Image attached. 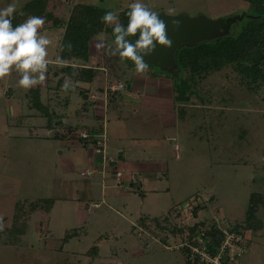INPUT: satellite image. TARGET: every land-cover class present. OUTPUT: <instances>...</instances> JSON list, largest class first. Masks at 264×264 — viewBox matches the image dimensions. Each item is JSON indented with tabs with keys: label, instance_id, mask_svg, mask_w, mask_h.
Instances as JSON below:
<instances>
[{
	"label": "rangeland",
	"instance_id": "rangeland-1",
	"mask_svg": "<svg viewBox=\"0 0 264 264\" xmlns=\"http://www.w3.org/2000/svg\"><path fill=\"white\" fill-rule=\"evenodd\" d=\"M28 1L0 0V8L15 2V17ZM78 1L110 7L119 16L135 2L62 0L57 14L68 16ZM141 2L167 15L174 9L173 15L203 14L212 19L249 10L243 0ZM41 31L55 42L49 47V58L54 59L64 29L45 27ZM103 33L111 44L112 36ZM96 60L102 64V54ZM104 60L108 74L99 70L91 83V95L104 86L107 75L109 83L120 79L131 84L135 78L141 83L142 76L131 61L107 55ZM149 70L168 75L157 66ZM18 79L13 72L0 80V218L3 225H10L18 200L52 199L53 206L48 214L41 208L35 210L22 234L12 237V243H0V264H187L182 251L174 248V239H169L171 248L160 240L171 225H165L169 231L162 233L152 225L147 230L139 221L144 216L159 217L197 193L209 204L201 217L218 211L226 223L248 219L257 225L254 234L247 229L252 240L240 264H264V83L253 91L225 66L201 80L191 96L180 89L172 92V100L154 99L160 103L158 108L142 107L139 98L119 109L112 105L109 119L103 111L100 120L106 119L104 156L95 151L94 143L78 137V131L95 122L76 116L84 101L80 86L63 92L62 84L56 86L52 69L39 88L22 89ZM38 90L41 108L34 104ZM134 109L138 111L131 112ZM93 111L91 106L90 114ZM59 120L64 127H54L59 135L52 136L49 126ZM119 147L124 155L120 156ZM113 165L122 170L120 183L111 171ZM83 171L89 173L82 175ZM253 193L263 199L249 216ZM67 229L76 233L64 240ZM101 236L99 256L87 255Z\"/></svg>",
	"mask_w": 264,
	"mask_h": 264
},
{
	"label": "trees",
	"instance_id": "trees-1",
	"mask_svg": "<svg viewBox=\"0 0 264 264\" xmlns=\"http://www.w3.org/2000/svg\"><path fill=\"white\" fill-rule=\"evenodd\" d=\"M61 1L62 0H29L24 7H22L21 11L15 15L13 25L15 26L23 22L28 15H36L46 19L44 28H63L64 33L60 44L67 45L70 42L72 44V50L68 51L65 48V50L61 52L58 47L57 54L67 60L68 65L57 67L51 64L49 65L48 72L52 69L57 87L64 83L66 74L69 75V77L73 75L71 79H74L73 81L75 82L78 80L93 82L100 69H98V62H93V64L88 65L90 62V44L93 38L101 32L110 34L114 40L112 28L105 26L101 22V17L106 11L114 10L99 4L78 1L72 4L68 16H60L57 14V11ZM243 1L249 4V10L245 12V16L242 20H238L232 25L228 34L211 40L200 41L195 44L183 43L178 47L175 54L177 68L173 70L166 69L168 72L167 76H162L155 70H149L147 74L151 77H159L160 83L169 85L172 92H174V90L183 89L184 92H189L191 96L193 95L192 90L194 88L197 89L196 85H200L201 80L221 70L225 66H230L248 88L253 91L258 90L264 83V0ZM127 11L128 9L121 11L119 16L121 23L125 24V26L127 24ZM21 12H23L24 15H20ZM137 38L138 34L137 37H131L130 39L134 42ZM104 58L105 55H103V61L105 62ZM131 66L135 67L132 62ZM150 66L156 67V65L149 63V67ZM121 82H123L124 87L126 84H130L128 80ZM130 82H132V79ZM37 88L39 87L37 86ZM100 89L103 94V88L101 87ZM80 91L84 98L81 106L87 109L88 106H92L94 102L92 99H89L88 90L81 89ZM39 95V90L37 93H34V104L36 105L38 103L40 107ZM190 96L189 99H191ZM66 100L65 102L69 103V99ZM58 126L64 127L60 120L57 122L56 127ZM51 127L54 126L50 125L49 129ZM101 129L102 123H98L96 126L87 129V131L90 132V136L86 138L87 143L90 142L95 145L97 138L94 135L99 133ZM71 134L73 135L72 132L69 133V135ZM57 135L59 134H54V136ZM78 137L82 138L80 136ZM116 167L114 165L112 167L115 178L117 171ZM201 195L202 194L197 193L187 201L174 205L165 214L162 213L163 215L159 217H140L139 222L141 225H144L147 230L150 229L152 225L154 229H161L162 233H164V231H169V229L164 227L165 225H171L170 231L161 234L160 240L165 244L168 243L170 237L173 236L170 240L174 239L177 241L179 237L181 238V236H183L186 230L191 231V233L195 232L199 227L209 226L210 221L213 220V215H203V217H201V212L209 210L208 200L203 199ZM262 199L263 198L257 193L251 195L248 208L249 216H252L256 212L257 206L261 203L260 201H262ZM192 203L193 209L189 219L192 225H190L186 222L183 209ZM26 204L28 205L26 206ZM52 206V199L30 201L28 203H26V200L25 202L21 200L16 201L10 225H3L2 230H0V243L6 245L12 243L10 242V240L13 239L12 237L20 233L22 234L26 230L28 220L35 210L41 208L48 214ZM160 220H163L165 224H162ZM173 221H175V223L172 226ZM232 227L237 230L251 229L254 231L257 225L247 219L245 222L234 223ZM211 228L210 231H215L217 229L215 223L214 226L211 225ZM74 233H76V231L74 232L71 229H67L65 231L64 240L69 239ZM102 237L103 236L99 237L95 241L96 244L86 251L87 255L94 258L99 256V246L97 243ZM182 253L184 254V251H182ZM241 257L236 264H240ZM186 261L187 264H190L187 259Z\"/></svg>",
	"mask_w": 264,
	"mask_h": 264
},
{
	"label": "clouds",
	"instance_id": "clouds-1",
	"mask_svg": "<svg viewBox=\"0 0 264 264\" xmlns=\"http://www.w3.org/2000/svg\"><path fill=\"white\" fill-rule=\"evenodd\" d=\"M17 12L15 2L0 8V80L8 77L13 72L19 79L18 87L29 90L38 85H43L47 79L50 64L57 67L68 65V61L59 54L54 59L49 58V47L55 42L49 35L42 32L46 19L41 16L28 15L27 18L13 25L14 14ZM174 9H169L168 15H173ZM20 15H24L23 12ZM127 24H122L117 11H106L101 17V22L112 28L114 40L106 43L103 32L93 38V47L97 54L110 57H119L122 61L128 60L135 65V72L143 76L149 71L146 56L152 55L157 46L166 49L173 47V40L168 36V25L160 18L159 12L152 10L141 0L128 5ZM180 22L173 21V28L178 29ZM134 40L131 37H137ZM72 50V44H60L61 52ZM70 77H64L61 90L67 93L77 85ZM0 218V230H2Z\"/></svg>",
	"mask_w": 264,
	"mask_h": 264
},
{
	"label": "built area",
	"instance_id": "built-area-1",
	"mask_svg": "<svg viewBox=\"0 0 264 264\" xmlns=\"http://www.w3.org/2000/svg\"><path fill=\"white\" fill-rule=\"evenodd\" d=\"M124 87L123 82L107 83L103 88L104 100H107L110 95H113L117 90ZM91 99H96L95 95H90ZM106 118V117H105ZM78 136L86 139L90 136V132L87 130L78 131ZM97 139L95 141V151L107 154L106 149V119L102 123V129L99 133L94 135ZM89 171L82 172V175H86ZM122 170L117 169L116 178L117 181H122ZM193 209V203L187 205L183 209V215L186 216V222L190 225L189 219L191 217V211ZM220 214V213H219ZM215 213L210 221V224L216 226V230L210 231L211 225L205 227H199L195 232L186 230L181 238L176 241L178 250L184 251V255L190 264H236L238 259L246 253L249 244L251 242V236L247 230H237L232 227L233 224L226 223L222 214ZM214 222V223H212ZM173 237V236H172ZM170 237V239L172 238ZM167 248L172 246L165 243Z\"/></svg>",
	"mask_w": 264,
	"mask_h": 264
},
{
	"label": "crops",
	"instance_id": "crops-1",
	"mask_svg": "<svg viewBox=\"0 0 264 264\" xmlns=\"http://www.w3.org/2000/svg\"><path fill=\"white\" fill-rule=\"evenodd\" d=\"M92 45H93V41H91V44H90V57H89L90 62L88 65H91V64H93V62H95V56L97 55L96 50ZM96 62H97V60H96ZM98 69L105 70L106 73L108 74V69L105 67V64L103 63V55H102V64L99 63ZM137 79L138 78H135V81L132 80L131 84L128 85V90H124V93H122L123 88H121V89L117 90L113 95L109 96V98L107 100H104V96L102 95L101 89H100L101 86H100V88L98 87L97 93L95 92L96 99L95 100L92 99V101L94 102L92 104L94 111L90 114L91 105L88 106L87 109H85L84 107L82 108V106L80 105V109L76 112V116L81 118V119L84 117H90L91 119L94 118L95 122H93L91 125L88 126V129H89V128L96 126L98 123H101L100 120H101V117L103 116V111L106 114L105 117L107 119H109L108 115H109L111 107L115 106L117 109H119L120 106L127 105V103H129L131 99L139 98L142 100V107L150 106L153 108L160 107V103L157 104V102H155L154 99L160 98V99L172 100L171 99L172 98V90H171V87L169 85L160 83L159 80L154 81L148 74L142 76L141 83H139L138 82L139 79L138 80ZM109 80H110L109 76L107 75L105 80H104V86H105V84L109 83L108 82ZM119 81H123V80L119 79L117 82H119ZM78 82H79L78 83L79 85H77V86L81 87L79 89V91L81 89L88 90L89 91L88 96H89V99H91L90 95L93 93L91 91V83L92 82H86V81H80V80H78ZM104 86L102 88H104ZM80 94H82L81 91H80ZM124 97L126 98L125 101H123ZM148 99H150V100L148 101ZM69 102H70V100H69ZM137 111H138L137 109H134L131 112L136 113ZM54 127H56V126H54ZM54 127L50 128L52 130L51 131L52 136H54V134L56 133L55 129H57ZM83 130H85V129H83ZM83 130H81V131H83ZM74 133H77V132H74ZM118 150H120L119 151L120 156L124 155L123 151H121V147H119ZM92 164L93 163H91V161H90V165H92ZM116 165H117V163H116ZM126 178H127V180L131 179L130 176H128V175L126 176ZM256 232H257V230H255V233ZM253 234H254V231H253ZM252 236H254V235H252ZM251 240H252V237H251Z\"/></svg>",
	"mask_w": 264,
	"mask_h": 264
},
{
	"label": "water",
	"instance_id": "water-1",
	"mask_svg": "<svg viewBox=\"0 0 264 264\" xmlns=\"http://www.w3.org/2000/svg\"><path fill=\"white\" fill-rule=\"evenodd\" d=\"M159 15L168 25V36L173 40V47L166 49L157 46L156 51L152 55L146 56L145 59L160 68L173 70L177 68L175 54L181 44H195L200 41L222 37L230 32L235 22L244 18L245 13L215 19L203 14L189 16L183 13L176 15L159 13ZM174 20L180 22L178 29L173 28Z\"/></svg>",
	"mask_w": 264,
	"mask_h": 264
}]
</instances>
